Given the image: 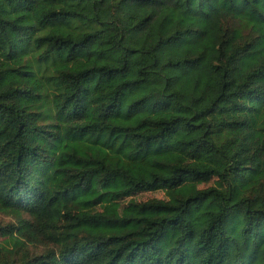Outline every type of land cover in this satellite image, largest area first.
I'll return each mask as SVG.
<instances>
[{"label": "trees", "instance_id": "1", "mask_svg": "<svg viewBox=\"0 0 264 264\" xmlns=\"http://www.w3.org/2000/svg\"><path fill=\"white\" fill-rule=\"evenodd\" d=\"M92 180L169 199L71 248ZM0 213V264H264V0H0Z\"/></svg>", "mask_w": 264, "mask_h": 264}, {"label": "rangeland", "instance_id": "2", "mask_svg": "<svg viewBox=\"0 0 264 264\" xmlns=\"http://www.w3.org/2000/svg\"><path fill=\"white\" fill-rule=\"evenodd\" d=\"M122 182L120 178L117 179ZM151 199H169L165 189L142 191L131 196H118L111 193L99 180H92L88 187H76L64 194L57 202V220L59 229L53 231V237L65 245L75 248L87 240H100L109 235L125 234L143 226L144 212L141 204ZM100 214L107 221H81L73 223L72 216ZM16 222L10 214L0 213V225ZM47 245L31 247L32 254L41 255L49 249H57L59 243L52 240Z\"/></svg>", "mask_w": 264, "mask_h": 264}]
</instances>
